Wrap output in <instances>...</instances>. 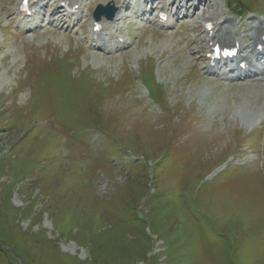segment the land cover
<instances>
[{
    "label": "rangeland",
    "instance_id": "374dc122",
    "mask_svg": "<svg viewBox=\"0 0 264 264\" xmlns=\"http://www.w3.org/2000/svg\"><path fill=\"white\" fill-rule=\"evenodd\" d=\"M14 1L0 0V264H264V87L199 75L200 12L174 35L129 18L109 60L52 27L24 40L5 27Z\"/></svg>",
    "mask_w": 264,
    "mask_h": 264
},
{
    "label": "bare ground",
    "instance_id": "6f19581e",
    "mask_svg": "<svg viewBox=\"0 0 264 264\" xmlns=\"http://www.w3.org/2000/svg\"><path fill=\"white\" fill-rule=\"evenodd\" d=\"M32 2H33V4H35V1L36 0H31ZM56 0H44V2H43V5H42V7H41V11H42V13H43V15H45L46 17H48L49 19H48V23H52V22H54V19H50L51 17H53V16H60V17H58L59 18V22L60 23H62V22H66L65 21V19L67 18V17H69V16H64L63 14H62V10H59L60 9V7H59V5H56V7H52L53 6V4H54V2H55ZM58 1H60V0H58ZM94 0H90V2L89 3H92ZM105 1L106 2H108L109 0H100V2H102V3H105ZM184 0H179V1H177V3H176V11H181L180 9H184V14L186 15L187 13V11H188V7H187V1H184ZM207 1H209V0H204V2H207ZM211 1V0H210ZM212 1H214V0H212ZM21 1H19L18 3H17V5H16V7H15V13L17 12L16 10H17V8H18V6H19V3H20ZM215 2H216V4H217V7H220V4H219V2H218V0H215ZM76 3H78V0H73L72 1V3H71V5H74V4H76ZM124 3V2H123ZM189 4H190V2H189ZM33 7H34V5H33ZM50 8V9H49ZM160 8H161V10L162 11H166V9H167V5H166V3H164V4H161L160 5ZM82 10H79V12H81ZM222 13V10L221 9H219V8H217V9H215V10H213V11H210L209 13H207V15L206 16H202V17H199L200 18V20H202V21H204V22H212V23H214V25L218 28V31L220 30V29H222V27L224 26V25H229V23H230V18L228 19L227 17H225V16H223V15H220ZM17 14V13H16ZM223 14H225V13H223ZM220 15V16H219ZM17 16H18V14H17ZM126 16V14H122L121 13V11L119 10L118 11V13H117V15H116V18H115V20L113 21V22H118V21H120L122 18H124ZM18 18V20L20 21L21 19L19 18V16L17 17ZM217 20V23L216 22H214V20ZM223 19V20H222ZM92 23H93V20H92ZM92 23H91V25H92ZM168 25V24H167ZM70 27V26H69ZM169 27H170V25H169ZM197 27V26H196ZM194 28L195 30H197V28ZM260 35H262V34H264V31H262V30H264V27H262V26H260ZM104 29H106V27H104ZM119 30V25L118 24H113V26L112 27H110V30H109V32L107 31V34L109 35V36H111V37H113V38H116V37H118V35L116 34V32ZM206 33V32H205ZM199 34L200 35H203L204 34V31L203 32H199ZM232 34L233 35H235V36H238V30L237 29H232ZM81 38V37H80ZM205 40H206V42L208 43V42H210V41H215L216 42V39H220V40H224V41H228L226 38H225V35H224V33H223V31H221L220 33H218V35H217V37H216V35H214L213 37H208L207 36V34H206V38H204ZM90 45H91V47H93V48H95L96 46H95V44H93V42L91 41L90 42ZM249 45V43H247V41L245 40V39H242L241 41H240V48L242 49V48H245L246 46H248ZM165 47V42H161L159 45H158V48H160V49H163ZM114 49V47H113V45H110L108 48H106V49H104L105 51L107 50V51H111V50H113ZM187 52L185 51V53H183L182 55H184V54H186ZM192 55V54H191ZM243 60H245V61H248L249 60V58H247V57H243ZM251 66H253L252 64H250ZM200 67H201V69L204 71V74H200V76H203L202 78H213L214 80H215V77H214V75H213V73L212 72H210L211 71V68H210V66H209V64L208 63H200ZM263 75H264V73H262ZM216 81V80H215ZM201 90V89H200ZM64 250H69L68 249V247H64L63 248Z\"/></svg>",
    "mask_w": 264,
    "mask_h": 264
},
{
    "label": "water",
    "instance_id": "95a60500",
    "mask_svg": "<svg viewBox=\"0 0 264 264\" xmlns=\"http://www.w3.org/2000/svg\"><path fill=\"white\" fill-rule=\"evenodd\" d=\"M99 11L96 13V17H98L99 16ZM107 17H109V18H111L112 16H111V13L107 16Z\"/></svg>",
    "mask_w": 264,
    "mask_h": 264
}]
</instances>
